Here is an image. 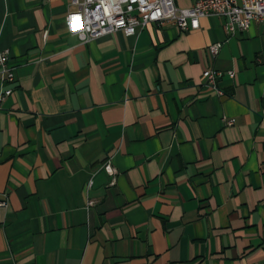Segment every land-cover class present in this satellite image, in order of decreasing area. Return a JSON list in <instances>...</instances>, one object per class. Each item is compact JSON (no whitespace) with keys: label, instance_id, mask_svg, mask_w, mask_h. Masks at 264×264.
<instances>
[{"label":"crops","instance_id":"0c3cea01","mask_svg":"<svg viewBox=\"0 0 264 264\" xmlns=\"http://www.w3.org/2000/svg\"><path fill=\"white\" fill-rule=\"evenodd\" d=\"M68 10L0 0V264H264V24L83 43Z\"/></svg>","mask_w":264,"mask_h":264},{"label":"built area","instance_id":"2783aa9c","mask_svg":"<svg viewBox=\"0 0 264 264\" xmlns=\"http://www.w3.org/2000/svg\"><path fill=\"white\" fill-rule=\"evenodd\" d=\"M206 17L222 20L223 31L229 39L245 32L251 24H264V0H194L188 9L176 7L173 0H69L65 25L86 43L115 32L134 36L138 29L149 24L170 23L181 32L194 31L199 28V20ZM221 46L222 43L211 45L209 53L216 56ZM7 60V52L0 53V81L12 83L14 74L6 67ZM220 76L221 73L212 70L202 73L205 87L222 96L216 86ZM229 78H233V73H229ZM10 93L5 91L0 101ZM224 122L228 126L233 124L232 120ZM103 170L114 177L115 171L109 162L103 165Z\"/></svg>","mask_w":264,"mask_h":264}]
</instances>
